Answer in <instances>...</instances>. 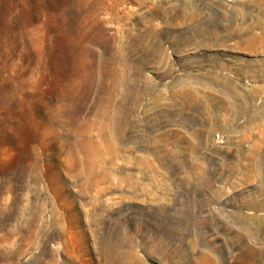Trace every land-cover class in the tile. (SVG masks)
<instances>
[{
  "label": "rangeland",
  "instance_id": "374dc122",
  "mask_svg": "<svg viewBox=\"0 0 264 264\" xmlns=\"http://www.w3.org/2000/svg\"><path fill=\"white\" fill-rule=\"evenodd\" d=\"M0 264H264V0H0Z\"/></svg>",
  "mask_w": 264,
  "mask_h": 264
}]
</instances>
